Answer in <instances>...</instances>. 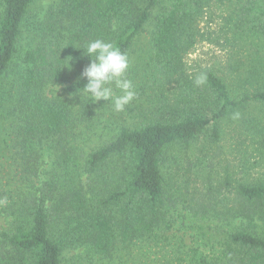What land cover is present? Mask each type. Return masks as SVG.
Here are the masks:
<instances>
[{
    "label": "trees",
    "instance_id": "1",
    "mask_svg": "<svg viewBox=\"0 0 264 264\" xmlns=\"http://www.w3.org/2000/svg\"><path fill=\"white\" fill-rule=\"evenodd\" d=\"M39 1L0 0V264H62L81 248L105 264L138 245L167 244L180 204L163 170L169 150L202 137L218 142L232 113L264 109V0L238 8L239 28L257 38L261 55L238 81L200 69V87L186 56L203 37L207 8L232 0H57L43 18L32 9ZM147 31L142 77L128 72L133 123L85 151L79 126L105 113L94 112L92 98L78 111L68 99L80 96L90 63L76 48L103 39L129 57ZM251 131L264 155V127ZM233 183L228 174L223 199L210 188L183 207L208 224L202 236L220 235L218 255L195 253L192 263L264 264V181Z\"/></svg>",
    "mask_w": 264,
    "mask_h": 264
},
{
    "label": "rangeland",
    "instance_id": "2",
    "mask_svg": "<svg viewBox=\"0 0 264 264\" xmlns=\"http://www.w3.org/2000/svg\"><path fill=\"white\" fill-rule=\"evenodd\" d=\"M245 1L249 0L212 3L207 8L199 23L203 37L186 56L190 74H197L200 69L209 67L225 79L231 75L229 80H237L239 74L245 73L254 63V59L261 55V47L256 46L257 38L247 36L239 28L238 8ZM57 3V0H41L33 5L32 9L39 18H43L46 11ZM150 30L149 26L148 31ZM148 31L136 39L129 55L130 69L136 68L141 77L142 65L150 48ZM59 40L61 48L65 39L59 37ZM257 49H260V54ZM64 88L65 86H61L51 90L61 94ZM88 98L91 97L68 96L75 105V111H78L81 102ZM102 102H95L92 106L95 113H105L100 122H88L89 125L85 123L77 130L83 132L79 142L87 152L96 145L112 140L119 128L133 123V116L137 114L130 113L127 108L123 112H115L110 106L102 109ZM255 125L264 127V109L257 106L247 107L232 113L221 123L220 141L214 143L202 137L188 147L177 146L169 150L163 170L170 183L171 193L175 192L177 197H180L169 242L160 247L152 245L149 251L141 245L132 247L129 253H118L113 262L105 264H195L192 263L195 253L203 257L218 255L220 246L216 240H220V235L216 237L208 233L206 237L202 236L204 232H208V224L197 221L183 207H187L195 197L207 193L210 188L218 194L215 196L218 200L223 199L225 192H229L225 186L228 174L234 182L233 185L242 181H264V155L259 152V144L254 140L251 131ZM3 162L5 163V160ZM230 189L233 190L232 187ZM0 198L3 202L4 197L0 195ZM209 237L213 241L207 243ZM62 264H104V260L92 255L86 248H81L66 251Z\"/></svg>",
    "mask_w": 264,
    "mask_h": 264
},
{
    "label": "clouds",
    "instance_id": "3",
    "mask_svg": "<svg viewBox=\"0 0 264 264\" xmlns=\"http://www.w3.org/2000/svg\"><path fill=\"white\" fill-rule=\"evenodd\" d=\"M76 49H82V55L90 59L81 73V78L86 80L81 97L90 96L95 102L105 101L115 112H123L137 97L135 85L128 77L130 60L127 53L103 39L87 41ZM206 81L205 73L194 77L197 87Z\"/></svg>",
    "mask_w": 264,
    "mask_h": 264
}]
</instances>
